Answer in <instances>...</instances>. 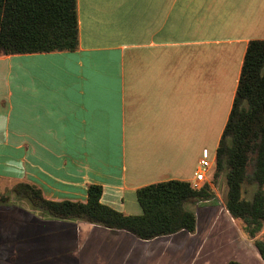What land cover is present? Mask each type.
Listing matches in <instances>:
<instances>
[{"label": "crops", "instance_id": "1", "mask_svg": "<svg viewBox=\"0 0 264 264\" xmlns=\"http://www.w3.org/2000/svg\"><path fill=\"white\" fill-rule=\"evenodd\" d=\"M76 14V49L0 56V177L51 200L85 201L98 184L102 204L138 215L137 188L191 182L205 158L214 202L189 205L181 242L231 222L225 176L211 177L264 0H76Z\"/></svg>", "mask_w": 264, "mask_h": 264}, {"label": "trees", "instance_id": "2", "mask_svg": "<svg viewBox=\"0 0 264 264\" xmlns=\"http://www.w3.org/2000/svg\"><path fill=\"white\" fill-rule=\"evenodd\" d=\"M77 47L76 0H0V56ZM222 173L227 185L225 209L242 222V232L264 261V39L249 40L245 48L216 148L213 185ZM244 183L253 187L249 198L242 195ZM101 192L100 185L88 184L85 201L51 200L32 183L17 180L0 192V202L25 201L39 219L90 223L152 240L178 231L193 232L196 215L188 206L215 198L209 183L193 189L185 180L159 181L136 189L141 213L128 215L102 204Z\"/></svg>", "mask_w": 264, "mask_h": 264}, {"label": "rangeland", "instance_id": "3", "mask_svg": "<svg viewBox=\"0 0 264 264\" xmlns=\"http://www.w3.org/2000/svg\"><path fill=\"white\" fill-rule=\"evenodd\" d=\"M12 182L0 178V192ZM223 188L221 180L217 191L225 201ZM252 189L244 183L242 195L249 198ZM204 201L214 202L213 198ZM83 224L92 228V233L82 230L80 223L39 219L25 201L0 202V264H227L230 260L264 264L242 232V222L232 217L228 222L223 215L213 230L194 243L192 239L181 242L194 231H178L165 236L167 240L152 242L120 230Z\"/></svg>", "mask_w": 264, "mask_h": 264}, {"label": "built area", "instance_id": "4", "mask_svg": "<svg viewBox=\"0 0 264 264\" xmlns=\"http://www.w3.org/2000/svg\"><path fill=\"white\" fill-rule=\"evenodd\" d=\"M212 164L205 158H201L198 161V165L194 174L193 180L190 182V186L193 189H198L202 184L206 182V174L210 171Z\"/></svg>", "mask_w": 264, "mask_h": 264}]
</instances>
